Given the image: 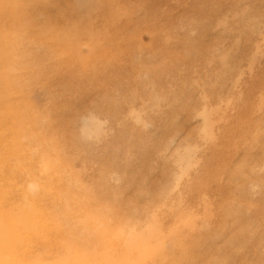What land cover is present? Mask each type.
<instances>
[{"label": "rangeland", "instance_id": "rangeland-1", "mask_svg": "<svg viewBox=\"0 0 264 264\" xmlns=\"http://www.w3.org/2000/svg\"><path fill=\"white\" fill-rule=\"evenodd\" d=\"M39 1L38 25L59 9L104 28L107 0ZM112 2L115 28L139 26L78 92L58 65L66 50L12 52H33L40 77L7 98L33 109L21 133L0 123L1 200L62 237L26 244L21 264H264V0ZM0 31V45L19 43ZM106 40L78 51L99 59Z\"/></svg>", "mask_w": 264, "mask_h": 264}, {"label": "bare ground", "instance_id": "bare-ground-1", "mask_svg": "<svg viewBox=\"0 0 264 264\" xmlns=\"http://www.w3.org/2000/svg\"><path fill=\"white\" fill-rule=\"evenodd\" d=\"M112 4H114L112 0H107L102 8L103 14L99 16L104 23L103 30L101 33L92 34L90 23L78 15L76 16L75 11L71 13L57 9L59 13L54 16L53 23L48 22L45 26H41L33 19L36 9L44 13L47 12V7L39 0H0V28L7 30L6 37L21 35L19 43L16 39H11L12 43L0 45L5 49L0 50V123H2V119L11 120L14 126L9 124L10 129H13L16 134L24 131L22 125L31 123L29 115L33 108L23 104L13 106L7 103L9 94L20 96L21 92H24L25 86L29 87L31 81L40 77V74L33 69L38 62L37 58L33 57V52L23 50L18 55L19 57L12 53L14 47L18 44L25 43L35 46L37 44L50 43L51 46L56 45L59 49L66 50V58L60 60L58 65L63 70H74L73 74L67 79L69 87L74 88V92L80 90V84L85 82L87 77H93L100 72L104 73L106 68H110V65L107 66V61H109L107 58L115 61L120 57L121 51L128 47L127 44L129 43L124 44L121 41V36L128 35L132 41L135 36V33L132 32L135 27L139 26L138 24L134 26L129 24L126 28H115L116 17L121 14V10H116ZM93 8H96V6L90 9ZM66 16H73L71 21L67 22L66 29H58L54 26V22L57 19H66ZM110 31L114 32V34L109 35L107 38V35L111 33ZM80 40L86 42L89 46L88 48L95 47L100 40H106L108 49L101 50L99 59L89 57L87 51L85 54L80 55L78 51ZM29 52L30 54L32 53L31 57L34 60L31 59L30 63H26L25 57L30 55ZM101 54L104 58L103 61L100 60ZM16 69L18 72H16ZM11 211L13 213H10L9 207L3 199L1 200L0 195V264H21L24 262L25 255L23 252L26 244L37 243L39 242L38 240H41L40 243H43L42 245L47 243L56 245L55 238H62L56 237L55 232L51 233L47 224L39 219V212L34 210L33 207ZM35 218H38V220H35ZM23 234L26 236L24 237ZM94 234L93 237L101 235L100 226L99 230H96ZM48 235L50 236L48 237ZM57 244L59 246L62 245L69 253L74 249L73 243L61 241V243L57 242ZM138 251L141 255L145 253L143 248L138 249ZM21 254L22 256H20ZM8 257H13L15 260L8 259ZM69 264L83 263L76 261ZM93 264H111V262L104 257L98 262L94 260Z\"/></svg>", "mask_w": 264, "mask_h": 264}]
</instances>
